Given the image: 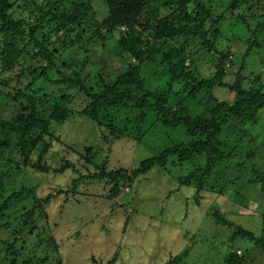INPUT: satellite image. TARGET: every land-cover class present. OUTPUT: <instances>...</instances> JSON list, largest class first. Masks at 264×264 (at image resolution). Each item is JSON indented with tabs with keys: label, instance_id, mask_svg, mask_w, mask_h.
Segmentation results:
<instances>
[{
	"label": "trees",
	"instance_id": "16d2710c",
	"mask_svg": "<svg viewBox=\"0 0 264 264\" xmlns=\"http://www.w3.org/2000/svg\"><path fill=\"white\" fill-rule=\"evenodd\" d=\"M94 1L0 0V264H64L50 232L45 238L38 232V240L34 238L37 218L46 215L44 208L53 200L61 198V207L75 200L88 183H106L109 189L103 185V192L116 198L124 186L155 168L170 173L181 169L178 183L194 188L196 204L210 194L227 193L231 199L239 193V182L246 181L260 185L264 197V159L258 160L264 158V80L261 71L247 73L245 65L252 50L264 52V0H103L107 11L101 19ZM223 24L234 36L244 38L249 32L248 41L253 40L237 61L228 59L230 50L221 52L216 73L202 78L192 49L205 44L213 48ZM210 33L213 41L208 39ZM113 38L120 46L119 53L133 58L135 64L118 68L113 78L98 71L99 91L88 87L84 79L61 77L55 69L63 54L58 52L60 43L69 54L75 47L87 53L91 46L104 45ZM67 40L71 45L65 44ZM188 51L191 54L187 55ZM69 58L72 65L82 67L85 63L79 57ZM162 58L169 81L153 90L147 87L143 70ZM225 69H231L232 82L223 79L230 75ZM74 87L84 96L80 108L74 106L77 96L69 93ZM220 87L234 93L233 99L217 97L215 91ZM171 96L176 97L177 105L172 106ZM188 100L201 111L192 113L185 104ZM127 105L139 111L149 109L154 122L181 126L183 139L165 145L133 169H110L106 163L109 157L102 159L103 147L93 146L68 144L74 161L66 159L60 166L49 162L50 151L62 140L55 122L85 116L100 129L102 145H107L124 136L116 123ZM152 121L148 125L139 122L137 129L147 132ZM249 165L251 176L246 169ZM69 169L74 171L72 178L68 177L70 188L46 186L47 193L40 196L37 184L23 183L22 176L30 175L26 170L55 178ZM229 187L231 192L226 190ZM250 201L244 193L242 204L249 206ZM21 205L30 207L23 211ZM261 209L264 211V206ZM212 217L234 228L231 240L253 239L264 259V237L257 238L219 210ZM40 245L44 249H39ZM254 246L248 243L253 250ZM188 253L189 248L164 264H180ZM250 253L239 257L228 249L224 262L246 264L252 261ZM92 262L117 263L116 258L106 262L94 258Z\"/></svg>",
	"mask_w": 264,
	"mask_h": 264
},
{
	"label": "rangeland",
	"instance_id": "374dc122",
	"mask_svg": "<svg viewBox=\"0 0 264 264\" xmlns=\"http://www.w3.org/2000/svg\"><path fill=\"white\" fill-rule=\"evenodd\" d=\"M94 5L97 9V17L101 19L102 15H106V4L103 0H95ZM256 24L257 22L254 21L252 26ZM221 32L213 48L205 44L192 49L196 52L192 56L198 61L197 73L202 78L211 77L216 73L218 69L216 59L220 57L221 52L227 53L230 50L232 54L228 59L233 58V61L235 59L237 61L244 55L247 44H250L248 42L253 40L251 38V41H248L249 32L244 38L234 36L233 31L231 33L229 26L225 24L221 27ZM213 38L214 35L210 33L209 41H213ZM260 39L262 41V38ZM60 44L57 46L58 52L63 51V54L59 56L61 61L59 60L55 67L60 76L70 75L75 80L84 79L88 87H93L94 91L100 90L101 79L98 77V71L101 73L105 71L106 77L113 78L118 68L125 69L130 62L135 64L133 58L119 53L120 46L114 38L107 40L104 45L91 46L87 53L75 47L70 49L69 54L64 50L63 43ZM65 44L71 45L69 40L65 41ZM166 51H168L167 47ZM189 54L191 53L188 51L187 55ZM71 55L79 57L85 62L84 65L82 67L72 65L73 62L69 58ZM160 60L163 58L157 59L156 63L143 70V73L146 70L143 77L147 81V87L153 90L160 86L165 87L169 81ZM245 65H247L246 70H249L247 73L261 71L264 80L263 51L258 54L257 48L252 50ZM226 67H229L227 63ZM230 70L227 69V73H230ZM162 72L165 74H161L160 77L154 76ZM232 76L230 73L223 79L232 82L234 80ZM69 93L77 96L74 106L80 108L84 103V96L79 94L77 87L70 89ZM215 93L217 97L225 100H232L234 96V93L223 87L217 88ZM170 100L172 106L177 105L176 97L171 96ZM185 104L190 107L192 113L201 111V108L191 100L186 101ZM119 116L120 119L117 120L120 122L116 125L122 129L124 136L107 145H102L100 129L85 116L72 117L62 124L55 122L54 128L62 135V140L50 151L49 162L53 166H60L66 159L70 158L74 161V156L70 155L69 144L77 148L103 147L102 159L109 157L106 163L110 169L119 167L133 169L146 158L160 153L165 145L183 139L181 126L171 127L165 126L160 121L154 122L153 112L149 109L139 111L138 108L127 105ZM142 116H144L143 120ZM151 120L153 124L147 132L142 133L137 129L139 122L148 125ZM259 159L264 158L259 157ZM97 162L101 163V161ZM246 169L251 176L252 173H249L251 165ZM158 170L155 168L133 184L124 186L120 196L116 198L109 197L110 193L107 191L103 192L104 186L106 190L109 189L103 182V184L88 183L82 194L62 207L61 198L53 200L47 208H44L47 211L46 215L37 218L38 226L34 238L38 240L36 234L38 232L42 238L50 232V236L59 246L64 264H94L92 262L94 258L105 262L116 258V264H164L170 257L183 253L187 248L190 253L180 264H226L224 255L228 249L236 251L239 257L251 251L252 261L246 264H264L263 256L259 253L262 251L254 246L253 239L238 237L231 240L234 228L217 222L212 217L214 211L219 210L227 219L254 232L257 238L264 237V211L261 209V206H264V197L260 185H254L253 182L251 184L250 181L239 182L237 187L239 193L233 198L230 199L227 193L210 194L208 199L206 197L202 203L196 204L194 188L178 183L177 174L181 169L173 170L171 173L168 169L162 172ZM26 172L30 175L22 176L23 183L30 186L37 184L35 190L40 196L47 193L46 186L70 188L68 177L71 179V175H74V171L70 169L55 178L46 177L38 171L26 170ZM87 187L88 191H86ZM226 190L231 192L233 188L229 187ZM244 193L251 200L249 206L242 204ZM29 207V205L20 206L23 211ZM248 243L254 246L255 250L249 248ZM41 245L39 249H44ZM47 255L52 257L49 251Z\"/></svg>",
	"mask_w": 264,
	"mask_h": 264
}]
</instances>
